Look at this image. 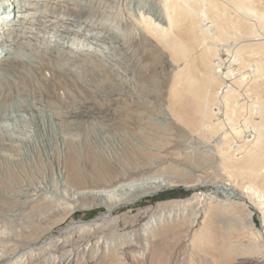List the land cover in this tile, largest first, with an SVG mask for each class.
<instances>
[{
	"label": "bare ground",
	"instance_id": "6f19581e",
	"mask_svg": "<svg viewBox=\"0 0 264 264\" xmlns=\"http://www.w3.org/2000/svg\"><path fill=\"white\" fill-rule=\"evenodd\" d=\"M105 103L134 129L122 126L117 155L74 136ZM150 106L171 128L213 137L215 177L159 142ZM12 111L43 131H9ZM188 174L204 206L165 201L120 229L119 208ZM85 202L106 212L70 220L55 241ZM177 239L189 257L179 264H264V0H0V264L47 248L51 264H144L157 241Z\"/></svg>",
	"mask_w": 264,
	"mask_h": 264
},
{
	"label": "rangeland",
	"instance_id": "374dc122",
	"mask_svg": "<svg viewBox=\"0 0 264 264\" xmlns=\"http://www.w3.org/2000/svg\"><path fill=\"white\" fill-rule=\"evenodd\" d=\"M231 40L232 39H230L229 41ZM158 69L160 71L159 76L162 75L161 84H163L165 82L164 77L167 73L166 70H164L165 67L163 66V64H160ZM164 87L165 83L162 85V89H164ZM28 104L31 106L33 104V108H38L40 106V103L33 98L29 99ZM91 111L92 112H90L88 116H80L82 120H80V122L83 128L81 127L80 129L73 130L75 132L74 136L76 135V139L82 138L80 139L82 142L88 140V142L92 141L96 145H102L103 147L107 146L106 150H108L113 155H117L121 151L123 152L122 138L125 137L127 133L126 131H122V126L124 125L127 130H134L132 126V121L129 120V122L127 120L123 123L122 121H119L118 117H116V115L111 112L109 105L106 103L103 107H95L94 109H91ZM149 112V129L152 131L159 130V132L165 133L161 134L162 136L159 139L160 143L169 146L170 149L177 153L180 158L184 159L188 163L190 162L196 168H199L201 170L200 172H202L199 173L203 176V178L209 180L215 177L218 172L214 167L217 162L220 163V158L216 153L217 149L215 148V146L212 145L211 141L213 140V137L207 136V139H203L200 133L191 132L198 130H191V128L187 127V125L178 124L176 127L173 128H171V126H167L166 124L168 123L166 122H168V120L161 117L159 110H157L154 106L149 107ZM88 117L89 119H87ZM21 119L26 124L25 127L23 126V122ZM2 123L9 131H25L27 127L29 130L27 129L26 131H33L34 133L35 131H43L39 124L40 122L32 118L27 111L9 112ZM165 128L167 129V131ZM130 132L133 133V131ZM194 161H196V163ZM51 169L52 167H50V170ZM220 172H224V170H219V173ZM196 177L197 176L188 174L183 177V181L180 180L171 187H167L157 193L147 195L133 204L119 208L118 211H116V214L119 218L120 229L123 231H128L140 228L148 220V217L143 213V211L148 208L156 207L158 203H162L165 201L185 200L196 195V202L194 201V204L198 202L196 204V207L198 206L197 208H201V206H204L205 202L208 201V199L206 200V197H204L202 202L200 201L202 197L201 193L203 192L202 186L187 187L192 182L194 183V181L197 179ZM87 203L88 202L80 203L75 209L71 211L70 215L67 216V218L63 222L59 223L56 227L51 230L50 236L55 235V241H58L61 236L59 230L61 228H64L70 222V220L75 219L88 222L96 220L98 217L102 216L104 212H106V209L99 205L87 207L84 205ZM187 212L189 213L188 210L185 211L186 214H188ZM256 218L260 224L262 220L258 214H256ZM201 219H204V217ZM46 225H50V222H46L44 226ZM198 227H202V220L201 223H199ZM79 240V235L76 232L72 238V243H75V247L73 248V250H77L79 248ZM157 243V248H154V257L150 258V256H148V259L146 260L147 263L145 262L144 264H179L180 262L188 261V253L183 247L184 244L183 242H181V239H177V241L172 243H164L163 245H160V241H157ZM52 252L54 251L50 248H47V250L44 249L43 251L40 250V252H38L36 256L30 261V264H51L53 254ZM69 256L70 252L65 254L63 263L67 261ZM19 262H21L20 257H18V255H14L11 261L6 260L1 264H20ZM141 263L140 261H138L135 264Z\"/></svg>",
	"mask_w": 264,
	"mask_h": 264
}]
</instances>
